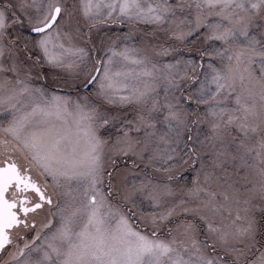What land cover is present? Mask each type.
I'll use <instances>...</instances> for the list:
<instances>
[{"label": "snow or ice", "instance_id": "obj_1", "mask_svg": "<svg viewBox=\"0 0 264 264\" xmlns=\"http://www.w3.org/2000/svg\"><path fill=\"white\" fill-rule=\"evenodd\" d=\"M0 264H264V0H0Z\"/></svg>", "mask_w": 264, "mask_h": 264}, {"label": "rangeland", "instance_id": "obj_2", "mask_svg": "<svg viewBox=\"0 0 264 264\" xmlns=\"http://www.w3.org/2000/svg\"><path fill=\"white\" fill-rule=\"evenodd\" d=\"M103 31H104V32H107V31H108V28H107V27L104 28ZM111 31H112V32H116V29L111 28ZM98 39H99V37H98Z\"/></svg>", "mask_w": 264, "mask_h": 264}, {"label": "flooded vegetation", "instance_id": "obj_3", "mask_svg": "<svg viewBox=\"0 0 264 264\" xmlns=\"http://www.w3.org/2000/svg\"><path fill=\"white\" fill-rule=\"evenodd\" d=\"M111 28H113V29H116V27L115 26H112ZM117 30V29H116ZM121 31H123V29H121Z\"/></svg>", "mask_w": 264, "mask_h": 264}]
</instances>
